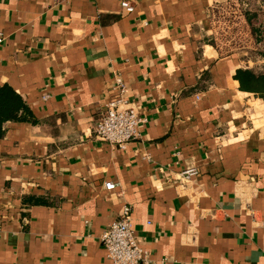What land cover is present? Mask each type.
<instances>
[{"label": "crops", "instance_id": "1", "mask_svg": "<svg viewBox=\"0 0 264 264\" xmlns=\"http://www.w3.org/2000/svg\"><path fill=\"white\" fill-rule=\"evenodd\" d=\"M238 4L0 0V86L35 119L0 137V264H112L127 205L151 264H264V99L234 77L264 56L217 44ZM116 76L146 118L125 148L94 134Z\"/></svg>", "mask_w": 264, "mask_h": 264}, {"label": "built area", "instance_id": "2", "mask_svg": "<svg viewBox=\"0 0 264 264\" xmlns=\"http://www.w3.org/2000/svg\"><path fill=\"white\" fill-rule=\"evenodd\" d=\"M237 1L245 6L244 10L242 8L240 12L248 23L246 14L251 10L249 8L250 0ZM121 5L127 12H133L136 8V0H121ZM230 11L232 14L235 13L232 9ZM228 15L225 17L227 18ZM229 18L227 20L231 19ZM3 41L4 37L0 32V43ZM114 89L117 92V97L110 100L102 110L96 121L94 134L100 141L125 148L129 142L139 136V127L146 121V118L135 105L125 98L127 88L120 76L115 77ZM182 174L190 177L196 174V170L189 169ZM115 187L116 184L113 182L106 183L107 189ZM100 240L112 264H151L149 251L142 247L137 240L129 205L125 206L120 217L110 223L102 232Z\"/></svg>", "mask_w": 264, "mask_h": 264}, {"label": "trees", "instance_id": "3", "mask_svg": "<svg viewBox=\"0 0 264 264\" xmlns=\"http://www.w3.org/2000/svg\"><path fill=\"white\" fill-rule=\"evenodd\" d=\"M258 15L261 19H258ZM246 17L249 20V35L261 39L257 48L249 49V53L264 56V11L262 7L248 11ZM234 77L239 81L241 90L254 92L264 99V67L260 69L240 67L236 70ZM8 120L35 121L33 112L20 94L9 85H2L0 86V137L5 133L3 126ZM32 201L38 202V199L32 200L31 198L29 202Z\"/></svg>", "mask_w": 264, "mask_h": 264}, {"label": "rangeland", "instance_id": "4", "mask_svg": "<svg viewBox=\"0 0 264 264\" xmlns=\"http://www.w3.org/2000/svg\"><path fill=\"white\" fill-rule=\"evenodd\" d=\"M256 5L257 4L253 3L252 0L249 8L251 10L259 8ZM242 8L243 10L245 8L242 3H239L237 7L232 6V10H234L235 13L232 14L231 11H228V17L231 19L229 18L230 20H226L227 18L225 15L219 20L220 25L225 27V31L219 32L217 36V44L220 46L226 45V47H222V54L229 51L230 49L245 51L247 47H256L261 41L260 38H253L249 35L247 27L248 24L242 20V13L240 12Z\"/></svg>", "mask_w": 264, "mask_h": 264}]
</instances>
